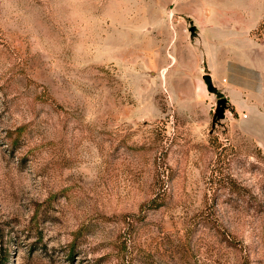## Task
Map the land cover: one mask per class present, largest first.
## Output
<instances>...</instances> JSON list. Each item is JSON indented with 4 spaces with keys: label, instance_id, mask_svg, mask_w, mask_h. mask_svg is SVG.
Returning <instances> with one entry per match:
<instances>
[{
    "label": "rangeland",
    "instance_id": "rangeland-1",
    "mask_svg": "<svg viewBox=\"0 0 264 264\" xmlns=\"http://www.w3.org/2000/svg\"><path fill=\"white\" fill-rule=\"evenodd\" d=\"M0 264H264V0H0Z\"/></svg>",
    "mask_w": 264,
    "mask_h": 264
},
{
    "label": "water",
    "instance_id": "water-1",
    "mask_svg": "<svg viewBox=\"0 0 264 264\" xmlns=\"http://www.w3.org/2000/svg\"><path fill=\"white\" fill-rule=\"evenodd\" d=\"M204 81L205 84L207 86L208 91L211 94H216L217 90L215 88V85L213 83V78L210 74H206L204 76ZM218 103H217V109H216V115H215V119H224L225 118V112L228 108V100L227 98L223 97V95L220 93L218 94Z\"/></svg>",
    "mask_w": 264,
    "mask_h": 264
}]
</instances>
